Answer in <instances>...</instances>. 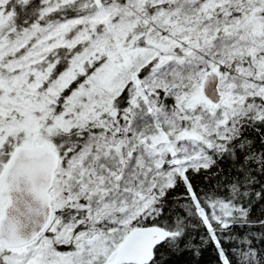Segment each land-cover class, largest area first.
<instances>
[{
	"label": "snow or ice",
	"instance_id": "6c2138e0",
	"mask_svg": "<svg viewBox=\"0 0 264 264\" xmlns=\"http://www.w3.org/2000/svg\"><path fill=\"white\" fill-rule=\"evenodd\" d=\"M264 264V0H0V264Z\"/></svg>",
	"mask_w": 264,
	"mask_h": 264
},
{
	"label": "trees",
	"instance_id": "16d2710c",
	"mask_svg": "<svg viewBox=\"0 0 264 264\" xmlns=\"http://www.w3.org/2000/svg\"><path fill=\"white\" fill-rule=\"evenodd\" d=\"M215 256L214 253L209 249L206 251L203 256L199 259V264H212L214 261ZM192 261V257L190 254H186L183 257H180L175 264H189ZM194 264V262H193Z\"/></svg>",
	"mask_w": 264,
	"mask_h": 264
}]
</instances>
